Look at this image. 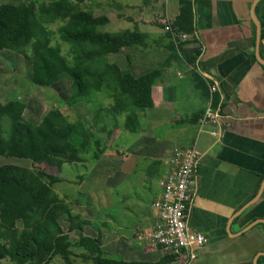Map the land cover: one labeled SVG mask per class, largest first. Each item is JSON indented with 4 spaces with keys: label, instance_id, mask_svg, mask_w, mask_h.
I'll list each match as a JSON object with an SVG mask.
<instances>
[{
    "label": "crops",
    "instance_id": "obj_1",
    "mask_svg": "<svg viewBox=\"0 0 264 264\" xmlns=\"http://www.w3.org/2000/svg\"><path fill=\"white\" fill-rule=\"evenodd\" d=\"M186 1L191 33L173 25L180 0L78 2L106 18L110 36L123 42L134 30L144 36L108 54V63L134 77L156 69L160 75L151 87L152 106L136 113L135 131L125 129L124 112L111 111L110 90L95 92L107 102L98 106L94 122L84 124L94 135L88 153L59 167L56 184L62 186L55 190L85 224L69 233L60 225L69 236L99 238L111 259L172 257L137 236L153 224L151 203L160 193L168 155L174 147L195 146L202 157L188 227L208 242L189 263L172 257L163 264H264V0ZM166 25L179 36L177 45ZM207 81L216 86L215 106ZM209 104L221 119L201 126Z\"/></svg>",
    "mask_w": 264,
    "mask_h": 264
},
{
    "label": "trees",
    "instance_id": "obj_2",
    "mask_svg": "<svg viewBox=\"0 0 264 264\" xmlns=\"http://www.w3.org/2000/svg\"><path fill=\"white\" fill-rule=\"evenodd\" d=\"M81 0H52L35 7L31 3H3L0 5V50L14 51L31 62V83L49 87L66 78L71 87L70 104L84 101L90 94L111 91L113 113H125L124 127L138 128L137 112L152 106L151 87L160 75L152 70L134 77L129 71L110 64L106 56L116 53L125 44L141 43L144 36L137 30L128 42L100 30L106 23L104 16H95L80 9ZM181 13L173 25L191 33L190 3L180 0ZM58 21L55 31L47 24ZM56 33L60 41L71 49V62L62 55L58 45L51 43ZM173 47V46H172ZM189 58L188 61L193 60ZM203 88L204 81L194 73ZM203 89V90H204ZM212 95V105L217 103ZM21 100H0V156L46 162L60 167L63 163L82 160L94 138L77 118L67 119L57 108L49 109L37 124L27 121ZM98 157V154H95ZM59 178L53 174L33 171L15 164L0 165V260L12 264H49L60 256L65 264L71 260V231L82 230L85 222L61 200L53 185ZM67 223V232L60 221ZM77 244L84 250L83 260L91 264H163L172 259L164 256L157 262L124 261L104 255L99 238L79 233Z\"/></svg>",
    "mask_w": 264,
    "mask_h": 264
},
{
    "label": "rangeland",
    "instance_id": "obj_3",
    "mask_svg": "<svg viewBox=\"0 0 264 264\" xmlns=\"http://www.w3.org/2000/svg\"><path fill=\"white\" fill-rule=\"evenodd\" d=\"M50 1L52 0H0V5L3 3L18 4L23 2L31 3L36 7L37 4L41 2L48 3ZM59 25L60 23L55 21L46 26L49 30L55 31ZM104 28L105 26L101 27L100 30L105 31ZM51 43L58 45L61 49L62 55L66 57L67 61L71 62L70 46L60 41L55 32L51 36ZM30 79L31 62L28 59L11 50H0V100L2 102L14 99L23 101L25 103L23 116L27 121L33 124H37L49 109L57 108L67 119L75 120L81 117L83 121L81 122L86 126H89L91 121L94 122L98 106H104L107 102L103 93L97 94L94 92L84 101L70 104L68 102L71 94V87L66 78H61L47 88L33 85ZM103 90L106 89L104 88ZM101 148H99L100 152L103 150V148ZM96 149H98V147ZM95 159H98V157H95ZM1 164H15L36 172L49 173L55 176L60 173L58 171L59 167H57L56 164L33 162L28 159L0 156V165ZM70 172L73 173V168ZM59 186H62V184L58 185L55 183L53 185L54 190L58 191ZM60 224L63 227L67 226L65 225L64 220H61ZM70 241L71 250L73 252L71 260L76 264H91L90 260H83V258H81V247L77 244V237L70 236ZM0 264L12 263L9 259L4 258L0 260ZM49 264L65 263L60 256H56Z\"/></svg>",
    "mask_w": 264,
    "mask_h": 264
},
{
    "label": "built area",
    "instance_id": "obj_4",
    "mask_svg": "<svg viewBox=\"0 0 264 264\" xmlns=\"http://www.w3.org/2000/svg\"><path fill=\"white\" fill-rule=\"evenodd\" d=\"M165 29L177 45L178 35L166 25ZM181 39L188 38L182 34ZM211 98L216 93L214 83L206 82ZM221 119L220 110L211 104L206 106L200 125L217 123ZM216 137V132H211ZM202 154L195 146L174 147L166 159L168 170L159 180L160 193L151 203L154 220L147 232L138 234L139 240H146L158 246L173 258H183L185 263L194 260L208 240L202 234L188 227V210L196 195L198 165Z\"/></svg>",
    "mask_w": 264,
    "mask_h": 264
}]
</instances>
